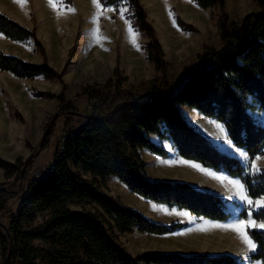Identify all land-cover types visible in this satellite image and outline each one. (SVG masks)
<instances>
[{
	"label": "trees",
	"instance_id": "trees-1",
	"mask_svg": "<svg viewBox=\"0 0 264 264\" xmlns=\"http://www.w3.org/2000/svg\"><path fill=\"white\" fill-rule=\"evenodd\" d=\"M100 1L104 5L118 6L121 0ZM128 1L134 7L137 25L150 39L147 44L149 60L158 71L166 72L164 51L147 21L144 8L139 0ZM254 1L261 12L247 15L237 24L229 23L225 0H193L201 9L219 7L221 46L204 50L197 62L185 69L176 83L168 85L152 102L131 97L114 114V105L107 103L104 113L70 130L53 170H46V174L26 182L16 214L8 208V203L17 195L6 188L23 181L19 177L24 168L26 174H30L34 162L30 160L26 165L21 158L9 162L0 157V170L4 174V181L0 183V215L9 220L7 233L1 232L3 226L0 224V245L7 264H243L241 258L223 253L145 252L132 255L116 234L165 235L186 224L152 221L101 192L96 182L85 176L102 180L113 176L146 201L185 210L199 218L228 220L232 215L227 208L228 201L219 195L184 181L148 179L140 152L147 150L167 158L168 150L162 144L166 141L182 159L238 178L251 199L264 196V168L256 174L247 173L238 158L220 151L189 125L179 109L186 106L222 123L233 144L244 149L250 160L264 155V123L255 122L250 114L253 110L264 112V0ZM0 34L16 42L31 39L44 53L34 30L2 13ZM0 71L20 79L40 75L57 77L62 89L65 86L60 74L47 63L33 64L3 52H0ZM118 75L117 64L115 79ZM110 84L112 81H107L105 86ZM92 89L87 87L84 93L94 98L96 93ZM58 98L64 101L62 93ZM63 109L71 111L72 107L67 102ZM54 129L53 126L46 132L42 150L49 146ZM239 217H249L245 208L239 212ZM251 217L264 221V209L251 211ZM247 233L256 244L255 252L249 254L248 259L262 260L264 264V229L249 228Z\"/></svg>",
	"mask_w": 264,
	"mask_h": 264
},
{
	"label": "rangeland",
	"instance_id": "rangeland-1",
	"mask_svg": "<svg viewBox=\"0 0 264 264\" xmlns=\"http://www.w3.org/2000/svg\"><path fill=\"white\" fill-rule=\"evenodd\" d=\"M139 1L164 51L167 66L164 73L158 71L148 58L147 44L150 39L137 25L134 7L128 0H121L118 6L104 5L98 0L100 8L96 7L93 0H53L57 5L56 9H53L48 0H27L23 8L16 0H0V13L34 30L44 53L31 39L16 42L2 34L0 52L33 64L47 63L60 74L65 83L62 89L57 77L47 78L40 75L33 79H20L0 71V157L9 162L21 158L26 165L30 160L34 162L30 174L27 175L26 167L24 168L22 176L19 177L23 181L6 188L17 195L8 203V208L13 214H16L19 208L21 190L26 187V182L33 179L39 170L42 175L46 174V169L56 154L60 138L70 130L78 128L90 117V97L88 93H84L85 88L93 87L92 92L97 89L115 88L117 94H112L115 99L126 96L125 99L154 98L168 85L176 83L184 70L197 62L198 55L204 50L221 46L219 22L222 16L218 6L201 9L193 0ZM71 9H74V12ZM260 12L261 9L254 0H225V15L229 23L241 24L247 15ZM97 28L99 43L96 38ZM117 64L119 75L115 79L114 69ZM107 81H112V84L105 86ZM46 93L55 96L47 97ZM61 93L64 101L58 98ZM67 102L72 107L71 111L63 109ZM179 109L189 125L203 134L220 151L238 158L246 172L250 173L249 163L252 160L243 159L247 152L234 144L229 147L218 139L221 133L216 129L215 123L219 122L186 106ZM250 114L255 122L264 123V112L253 110ZM53 126L54 136L49 146L41 149L36 155L46 132ZM37 127H40L38 132ZM153 140L159 143L157 138ZM162 144L168 150L167 158L147 150L140 152L146 163L145 172L148 179L187 181L200 190L226 199L227 208L232 215L230 221L220 230L230 231L234 236L227 241H203L201 234L205 228L192 222L190 226L166 235L116 234L118 241L131 252L204 251L241 258L243 264H263L262 260L248 259V255L255 252L256 248L254 251L249 250L238 234L228 228L244 220L239 217L242 209L245 208L248 214L256 210L255 207L250 209L243 203L236 195L237 189L228 183L229 180L241 181L227 176L224 172H216L183 160L169 142L164 141ZM258 156H261V159L255 163L261 170L264 168V155ZM209 172L212 175H209ZM215 176L220 179L214 178ZM85 177L95 181L101 192L139 211L152 221L170 224L190 220L181 210L169 209L131 193L113 176L104 180L93 179L88 175ZM2 181L4 174L0 170V183ZM8 221V217L0 215L2 233H7ZM4 263V253L0 245V264Z\"/></svg>",
	"mask_w": 264,
	"mask_h": 264
},
{
	"label": "snow or ice",
	"instance_id": "snow-or-ice-1",
	"mask_svg": "<svg viewBox=\"0 0 264 264\" xmlns=\"http://www.w3.org/2000/svg\"><path fill=\"white\" fill-rule=\"evenodd\" d=\"M16 2L23 8L26 5L27 0H16ZM48 3L53 7V9L57 8V5L53 3V0H48ZM93 3L96 4L97 8H100V4L98 0H93ZM71 11L74 12V9H71ZM99 29L97 28V42L99 43ZM133 43L135 44V35L133 39ZM139 50V49H138ZM216 129L221 133V136L218 137V139L222 140L225 144H227L229 147H232L233 142L230 140L229 134L227 133L225 127L221 125L220 123H215ZM244 160H249V157L245 154L243 156ZM261 159V156H255L253 157L252 162L249 163V169L250 174H256L260 170L258 169L255 161H259ZM193 167H196V165H192ZM209 175H212L211 172L208 173ZM214 178L220 179L219 176H215ZM228 183L232 184L236 189V195L237 197L245 203L250 209L255 207L256 209H264V197H261L259 199L253 200L249 197V195L246 192L245 185L239 181L235 180H229ZM251 213H249V218H246L244 220L239 221L235 225L228 226L229 230L234 231L238 234L239 238L242 240V242L247 245L249 250L254 251L256 248V244L253 241L252 238L247 233V229L252 228H259L264 229V222L257 223L256 219H252Z\"/></svg>",
	"mask_w": 264,
	"mask_h": 264
},
{
	"label": "built area",
	"instance_id": "built-area-1",
	"mask_svg": "<svg viewBox=\"0 0 264 264\" xmlns=\"http://www.w3.org/2000/svg\"><path fill=\"white\" fill-rule=\"evenodd\" d=\"M117 89L115 88H107V89H100V90H94L95 96L94 98L90 97V101H89V105H88V114H90V117H88L87 119L91 118L92 116H98V114H101L105 112V107L106 104H113L114 107L112 109V114L116 113L117 110H119L123 104L125 103V101H127L128 99L127 96L125 98L121 97L120 99H115V97L112 96V94L114 92H116L117 94ZM139 100V99H138ZM146 102H152L153 98L152 97H147L145 99H142ZM102 110V111H101ZM100 111V112H99ZM70 132V131H69ZM69 132L65 133L61 138H60V143L58 144V147L56 149V154L54 156L53 161L48 165L47 169L48 171L53 170V164L54 162L60 157V154L62 153V149H63V143L66 141V137L69 134ZM42 171H38L34 178H38L40 177ZM33 178V179H34Z\"/></svg>",
	"mask_w": 264,
	"mask_h": 264
},
{
	"label": "crops",
	"instance_id": "crops-1",
	"mask_svg": "<svg viewBox=\"0 0 264 264\" xmlns=\"http://www.w3.org/2000/svg\"><path fill=\"white\" fill-rule=\"evenodd\" d=\"M181 107V106H180ZM38 130H40V127H37V132ZM184 160V159H183ZM41 162V161H40ZM187 182V181H185ZM189 183V182H188ZM184 213L187 214L188 218H190V220L188 219V221H179V222H183L186 224V227L190 226V223L192 224V222H194L195 224H201L205 229L202 232L201 236L204 238L203 241H227V239H230L233 235L232 232L227 231V230H220V228H224L225 225L230 221V218L226 221H215V220H209V219H204V218H199V217H195L190 215L187 211L185 210H181ZM264 222V221H261ZM182 228V229H184ZM181 230V229H179ZM178 231V230H177ZM176 232V231H175ZM174 233V232H173ZM231 233V234H230ZM137 234H142V233H138V232H134L132 234H124V235H137ZM149 235V234H148ZM166 235V234H165ZM199 236V235H198ZM124 246V245H123ZM125 247V246H124ZM126 248V247H125ZM127 249V248H126ZM127 251H129L132 255H138L140 253H143L144 251H138V252H131L130 250L127 249ZM152 251V250H151ZM155 251V250H153ZM146 252V251H145ZM170 252H177V251H170ZM168 253V252H165ZM180 253L182 255H191V254H208V255H215V254H220V253H208V252H204V251H193V252H177ZM222 254V253H221Z\"/></svg>",
	"mask_w": 264,
	"mask_h": 264
},
{
	"label": "water",
	"instance_id": "water-1",
	"mask_svg": "<svg viewBox=\"0 0 264 264\" xmlns=\"http://www.w3.org/2000/svg\"><path fill=\"white\" fill-rule=\"evenodd\" d=\"M44 139H45V136H44ZM43 139V140H44ZM42 147H43V142L40 144V146H39V150L36 152V155L38 154V152L42 149ZM4 264H6V261H5V263Z\"/></svg>",
	"mask_w": 264,
	"mask_h": 264
}]
</instances>
